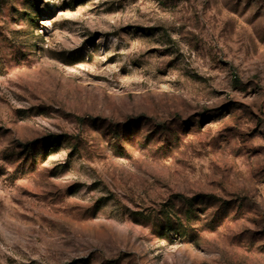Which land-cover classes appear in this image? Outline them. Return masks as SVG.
<instances>
[{
	"label": "rangeland",
	"instance_id": "rangeland-1",
	"mask_svg": "<svg viewBox=\"0 0 264 264\" xmlns=\"http://www.w3.org/2000/svg\"><path fill=\"white\" fill-rule=\"evenodd\" d=\"M0 264H264V0H0Z\"/></svg>",
	"mask_w": 264,
	"mask_h": 264
}]
</instances>
